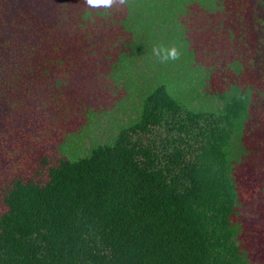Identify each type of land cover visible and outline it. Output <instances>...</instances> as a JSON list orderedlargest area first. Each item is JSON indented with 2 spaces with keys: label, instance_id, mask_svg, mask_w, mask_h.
<instances>
[{
  "label": "trees",
  "instance_id": "trees-1",
  "mask_svg": "<svg viewBox=\"0 0 264 264\" xmlns=\"http://www.w3.org/2000/svg\"><path fill=\"white\" fill-rule=\"evenodd\" d=\"M47 85L0 264H264L263 0H0V113Z\"/></svg>",
  "mask_w": 264,
  "mask_h": 264
},
{
  "label": "rangeland",
  "instance_id": "rangeland-1",
  "mask_svg": "<svg viewBox=\"0 0 264 264\" xmlns=\"http://www.w3.org/2000/svg\"><path fill=\"white\" fill-rule=\"evenodd\" d=\"M80 84L77 81L75 87L70 88L68 93L84 96L86 92ZM59 92V89L49 88L47 85L36 86L34 90L27 92L15 90L12 92L13 96L5 94L3 98L5 111L0 113V182L17 173L24 174L26 164L31 162L35 156V148H31L34 141L38 143L40 138L48 136L54 129L55 137L62 139L65 128L75 131L83 124L82 117L76 112L70 116L67 115L66 119H60V121L62 120L61 124L56 121L55 127H51L46 122L45 117H47L49 109L41 105L44 94L55 96ZM76 101L77 106L86 102L81 99ZM21 115L22 117H20ZM59 125L60 128L57 129L56 126ZM47 131L49 132L47 133Z\"/></svg>",
  "mask_w": 264,
  "mask_h": 264
}]
</instances>
